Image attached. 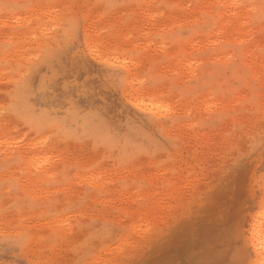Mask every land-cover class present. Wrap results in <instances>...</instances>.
Masks as SVG:
<instances>
[{"label":"rangeland","instance_id":"obj_1","mask_svg":"<svg viewBox=\"0 0 264 264\" xmlns=\"http://www.w3.org/2000/svg\"><path fill=\"white\" fill-rule=\"evenodd\" d=\"M231 1L0 0V264H258L264 0Z\"/></svg>","mask_w":264,"mask_h":264},{"label":"bare ground","instance_id":"obj_2","mask_svg":"<svg viewBox=\"0 0 264 264\" xmlns=\"http://www.w3.org/2000/svg\"><path fill=\"white\" fill-rule=\"evenodd\" d=\"M237 1L238 0H232L231 2H234V4H236L235 2H237ZM160 101H161V99H160ZM160 101L157 102V104H156L157 108L158 109L166 108L165 106H167V105H165V104L163 105V102L160 103ZM164 110H166V109H164ZM34 160H38V159L34 158ZM251 238H252L251 242L253 244V248L255 250L256 257H257V263L258 264H264V208H262V211L255 218V221L252 225V237Z\"/></svg>","mask_w":264,"mask_h":264}]
</instances>
